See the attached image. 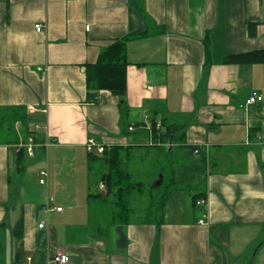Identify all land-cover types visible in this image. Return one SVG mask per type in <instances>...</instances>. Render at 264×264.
Returning a JSON list of instances; mask_svg holds the SVG:
<instances>
[{
	"label": "crops",
	"instance_id": "0c3cea01",
	"mask_svg": "<svg viewBox=\"0 0 264 264\" xmlns=\"http://www.w3.org/2000/svg\"><path fill=\"white\" fill-rule=\"evenodd\" d=\"M123 37L126 95L87 101L86 65ZM261 48L264 0H0V107H25L49 140L47 163L19 164L17 146L0 143V264L62 253L66 264H264V63H224ZM254 91L263 100L246 104ZM153 123L177 129L161 142ZM89 138L130 150L158 141L178 152L175 178L193 157V196L206 202L150 221L97 213Z\"/></svg>",
	"mask_w": 264,
	"mask_h": 264
},
{
	"label": "trees",
	"instance_id": "16d2710c",
	"mask_svg": "<svg viewBox=\"0 0 264 264\" xmlns=\"http://www.w3.org/2000/svg\"><path fill=\"white\" fill-rule=\"evenodd\" d=\"M248 34L252 37L256 36L257 23H248ZM128 39V37L115 39L99 54L96 62L86 65L87 101H97L102 90L110 91L120 97L126 95L127 66L129 65L127 58ZM224 63H264V48L228 54L224 57ZM123 107L125 108V106ZM36 124L38 123L32 121L25 107H0V143L13 144L18 148V143L21 139L27 141L29 137H33L36 142L34 159L44 160L47 155V148L44 143L45 136L41 130L35 128ZM152 129L155 139L160 138L161 142H166L174 135L177 126L166 124L164 130H159L160 127H158L157 123H153ZM129 153V148H123L120 145L106 147L102 154L88 151V169L90 173L89 200L92 202V199L95 198L100 200V202L108 203V201H111L114 209L109 211V214H111L110 218L112 221L116 222H127L133 219L134 211L130 205V198L134 192H143L142 190L144 189V183L136 181L124 167V158H127ZM18 156L19 164H22L29 156L26 148H18ZM99 168H102V170ZM93 174L94 176L96 175V179H93ZM163 181L162 174L161 183L153 186V188L162 185ZM101 182L104 184L106 191L92 190L93 186L97 188ZM175 184V177L171 178V183L168 184L169 187L162 193L160 201L157 202V205L155 203L150 205L148 210L155 208L162 212L166 200L169 199L172 189L175 188ZM199 196V194L193 196L194 204H197V197ZM154 219L155 217L147 216L143 221Z\"/></svg>",
	"mask_w": 264,
	"mask_h": 264
},
{
	"label": "rangeland",
	"instance_id": "374dc122",
	"mask_svg": "<svg viewBox=\"0 0 264 264\" xmlns=\"http://www.w3.org/2000/svg\"><path fill=\"white\" fill-rule=\"evenodd\" d=\"M137 133V131H136ZM134 133H129L130 136L134 137ZM148 142V141H147ZM154 144V143H153ZM148 145V143L146 144ZM47 149V158L43 160V162L47 163L48 160V152ZM177 151L175 149L167 150L164 146H159L156 143L153 146H142L136 149H131L129 156L124 158V167L125 169L133 176L136 181H142L144 183L143 192H134V194L130 198V205L133 208L135 220H143L145 217H155L159 219L161 215L160 210L153 209L148 210L150 205H157V202L160 201L162 197V193L169 187V183H171V178H174V174L172 168L176 164L177 159ZM85 154V156H84ZM76 157V156H75ZM86 149L83 151H79L76 160L81 165H86L87 162ZM198 162L191 156H187L185 158V162H178L180 165H177L179 169L176 184L174 185V189H172L170 194V199L166 200L165 206L168 209L167 215L173 214L176 209L182 206L183 200L186 203H192L193 194L198 193L201 189L200 186L196 187L195 182L192 181V174L198 177L202 172L200 169H195L192 167V162ZM200 162V161H199ZM100 164V163H99ZM100 167V165H99ZM102 170V168H99ZM98 171V170H97ZM96 172V171H95ZM186 173L188 175H184ZM160 174H163V184L153 188L156 183L155 180L160 179ZM96 179V175L93 174V179ZM102 182L93 189L102 190L101 187ZM153 188V189H152ZM92 203L97 213L101 212L104 215H108L110 217L109 211L113 210V203L111 201L100 202V200L93 198ZM164 206V207H165ZM153 207H155L153 205Z\"/></svg>",
	"mask_w": 264,
	"mask_h": 264
},
{
	"label": "built area",
	"instance_id": "2783aa9c",
	"mask_svg": "<svg viewBox=\"0 0 264 264\" xmlns=\"http://www.w3.org/2000/svg\"><path fill=\"white\" fill-rule=\"evenodd\" d=\"M36 27H37V30H39V31L43 28L42 24H37ZM261 100H263L262 94H260L257 91H254L246 99V104L256 103V102H259ZM29 109H31V108H29ZM35 128L39 129L40 125L36 124ZM129 129L133 130L134 126H130ZM44 143H45L46 148H48V146H49L48 138L45 139ZM22 147L26 148V151H27L29 157H33V158L35 157V155H36V142H35L33 137H29V139L27 141H24V140L21 139L20 142L18 143V148H22ZM86 147H87V150L89 152H93V153H96V154H102L104 152L105 148H106V146L104 144L98 143L93 138H89L87 140ZM194 152L198 153L199 149H196ZM40 173H41L40 182L42 184H44V183H46V180H47V177H48V173H49L48 172V168L47 167L43 168ZM101 187H102V190L106 191V188H105L103 183L101 184ZM205 202H206L205 199L197 200V204L198 205L204 204ZM52 208L53 207L51 205H47L45 207V210L49 211ZM56 209L57 210H61L62 207H56ZM44 226H45V222H41L39 224L40 228H42ZM69 262H70V256L68 254L62 253V254H57V255L51 257L49 262H48V264H52V263L66 264V263H69Z\"/></svg>",
	"mask_w": 264,
	"mask_h": 264
},
{
	"label": "water",
	"instance_id": "95a60500",
	"mask_svg": "<svg viewBox=\"0 0 264 264\" xmlns=\"http://www.w3.org/2000/svg\"><path fill=\"white\" fill-rule=\"evenodd\" d=\"M162 181V175L160 174V180L157 182V184H155V186L159 185Z\"/></svg>",
	"mask_w": 264,
	"mask_h": 264
}]
</instances>
